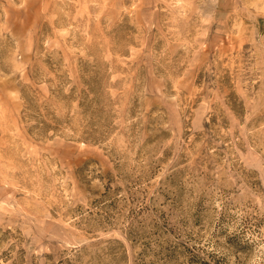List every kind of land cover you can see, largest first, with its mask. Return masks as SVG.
I'll return each mask as SVG.
<instances>
[{
    "label": "rangeland",
    "instance_id": "rangeland-1",
    "mask_svg": "<svg viewBox=\"0 0 264 264\" xmlns=\"http://www.w3.org/2000/svg\"><path fill=\"white\" fill-rule=\"evenodd\" d=\"M0 264H264V0H0Z\"/></svg>",
    "mask_w": 264,
    "mask_h": 264
}]
</instances>
